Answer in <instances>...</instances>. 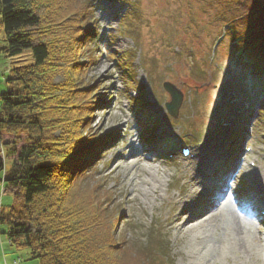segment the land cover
Returning a JSON list of instances; mask_svg holds the SVG:
<instances>
[{
    "label": "rangeland",
    "instance_id": "obj_1",
    "mask_svg": "<svg viewBox=\"0 0 264 264\" xmlns=\"http://www.w3.org/2000/svg\"><path fill=\"white\" fill-rule=\"evenodd\" d=\"M90 1L92 23L96 21L100 37H93L89 49L81 47L80 51L81 61H88L87 56L95 59L86 63L87 82L99 87L91 97L94 100L96 95L100 103L91 108L90 123L83 131L93 133L90 145L106 136L113 138L93 159L97 158L98 180L108 182L113 208L118 211L115 232L128 226L142 243L141 237L156 222L168 236L176 264H193L183 248L187 234L182 227L196 215H206L212 194L224 185L232 186V192L226 194L231 205L240 208L241 217L256 224L259 249H263L264 109L261 114L254 110L249 118L248 108L233 109L226 103L230 97L224 95V87L234 81L242 60L229 34L220 39L225 30L224 22L217 19L218 10L224 8L222 1ZM129 20L135 36L129 34ZM124 25L127 32L122 35ZM6 46L0 15V93L8 89L5 79L11 68L34 63L31 49L10 56L3 50ZM246 69L244 66V73ZM65 79L61 74L56 82ZM166 81L184 94L177 118L167 109L171 95L164 87ZM3 139L16 140L19 151L28 144L26 135H3ZM239 143L236 167L227 163L232 168L229 175L214 174ZM183 145L197 156L186 159L180 155ZM247 145L253 148L250 154H245ZM0 157H5L2 147ZM249 162L256 165L249 168ZM239 163L261 175L249 177L241 171L234 178ZM231 177L233 181L228 180ZM145 181L159 188L158 193L148 195ZM179 196L188 202L183 205L187 207L184 214L174 203ZM1 199L4 204L13 202L10 194ZM0 228V264H16L17 257L22 259L20 264L41 263L32 259L29 249L11 246L7 226L1 224ZM217 264L260 263L243 253H232Z\"/></svg>",
    "mask_w": 264,
    "mask_h": 264
},
{
    "label": "trees",
    "instance_id": "obj_2",
    "mask_svg": "<svg viewBox=\"0 0 264 264\" xmlns=\"http://www.w3.org/2000/svg\"><path fill=\"white\" fill-rule=\"evenodd\" d=\"M215 1H222L217 19L240 48L242 60L234 81L224 87L230 97L226 103L261 114L264 0ZM0 15L7 40L3 50L15 56L31 49L34 57L33 64L10 69L8 89L0 93V148L5 156L0 157V225L7 226L11 246L29 249L40 264H176L168 236L156 222L142 243L128 226L115 232L118 211L108 182L98 180L93 158L113 138L90 145L93 133L83 131L91 108L100 103L96 95L91 97L99 87L87 82L86 63L95 59L81 61L80 51L100 37L96 21L92 23L91 1L0 0ZM127 26L135 36L130 20ZM123 27L120 33L125 35ZM61 74L66 79L57 83ZM248 79L258 90L254 100ZM3 135H26L28 144L19 151L16 140L4 141ZM6 194L12 195V203H3Z\"/></svg>",
    "mask_w": 264,
    "mask_h": 264
},
{
    "label": "bare ground",
    "instance_id": "obj_3",
    "mask_svg": "<svg viewBox=\"0 0 264 264\" xmlns=\"http://www.w3.org/2000/svg\"><path fill=\"white\" fill-rule=\"evenodd\" d=\"M241 171L247 172L249 177L261 175L259 172L257 175V170L242 165L238 166L234 177ZM145 185L148 195L151 192L158 193L159 188L150 186L148 181H145ZM227 187L223 185L212 194L213 200L207 204L206 215L202 212L184 223L185 227L182 229L186 231L187 239L183 241V248L186 250V257L193 264H217L220 258L229 254L243 253L252 262L262 264L264 248L259 249L257 226L251 219L241 217L239 207L231 205L226 196L228 192L224 193V190L227 191L232 186ZM174 203L181 207V213L184 214L187 207L183 205L188 202L179 196Z\"/></svg>",
    "mask_w": 264,
    "mask_h": 264
},
{
    "label": "water",
    "instance_id": "obj_4",
    "mask_svg": "<svg viewBox=\"0 0 264 264\" xmlns=\"http://www.w3.org/2000/svg\"><path fill=\"white\" fill-rule=\"evenodd\" d=\"M164 87L171 95V101L166 104L167 109L172 116L177 118L183 103L184 94L179 88L169 81L164 83Z\"/></svg>",
    "mask_w": 264,
    "mask_h": 264
},
{
    "label": "built area",
    "instance_id": "obj_5",
    "mask_svg": "<svg viewBox=\"0 0 264 264\" xmlns=\"http://www.w3.org/2000/svg\"><path fill=\"white\" fill-rule=\"evenodd\" d=\"M14 262H15L16 264H20V263H22V259H21V257H17V258L14 260Z\"/></svg>",
    "mask_w": 264,
    "mask_h": 264
}]
</instances>
